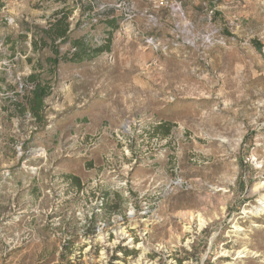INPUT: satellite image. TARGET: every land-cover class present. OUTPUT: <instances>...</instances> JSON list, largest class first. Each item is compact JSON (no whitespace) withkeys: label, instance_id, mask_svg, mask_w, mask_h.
<instances>
[{"label":"rangeland","instance_id":"rangeland-1","mask_svg":"<svg viewBox=\"0 0 264 264\" xmlns=\"http://www.w3.org/2000/svg\"><path fill=\"white\" fill-rule=\"evenodd\" d=\"M0 3V264H264V0Z\"/></svg>","mask_w":264,"mask_h":264},{"label":"trees","instance_id":"trees-1","mask_svg":"<svg viewBox=\"0 0 264 264\" xmlns=\"http://www.w3.org/2000/svg\"><path fill=\"white\" fill-rule=\"evenodd\" d=\"M55 3L65 4L67 0H45ZM2 4L0 3V7ZM71 10L67 7L54 11L46 21V26L39 29V33L32 34L31 45L33 50L49 48L51 51V57L46 59V63L51 67H55L60 61L64 62H81L89 60L102 52V48L93 49L89 47L87 41L83 38L72 40L69 37V22ZM113 24V25H112ZM110 25L115 26V21H111ZM37 35V37H35ZM68 42L71 46L72 52L68 51L61 55L59 51V45ZM27 82L31 84L29 90L24 91L22 99L24 105L18 112L22 113L24 110H28L29 114L35 119H41V115L44 108V99L49 95L50 88L46 83L41 82L37 75H30L27 78ZM21 106V105H19ZM24 115V114H23ZM77 186L79 181L77 178L70 177ZM127 251L125 250L124 253ZM127 254V253H126Z\"/></svg>","mask_w":264,"mask_h":264},{"label":"bare ground","instance_id":"bare-ground-1","mask_svg":"<svg viewBox=\"0 0 264 264\" xmlns=\"http://www.w3.org/2000/svg\"><path fill=\"white\" fill-rule=\"evenodd\" d=\"M262 188H263V186H262ZM262 207L264 208V204H263V202H262ZM245 213H249V212H246L245 211ZM199 216V215H198ZM199 218H200V216H199ZM199 222H200V224H202V222L203 221H200L199 220ZM203 225V224H202ZM202 225H200V226H202ZM254 227H259V225H256V224H254L253 225ZM234 229L236 230V231H242L243 229L241 228V227H238V226H235L234 227ZM233 237H234V235H233ZM223 255H225V256H228V254H229V252H224V253H222ZM222 255V256H223ZM234 255H235V257L233 258V259H235V261L236 260H238V259H243V258H257V257H259V255L257 254V253H254V252H252V251H250L249 249H247L246 247H242L240 250H238V251H235L234 252Z\"/></svg>","mask_w":264,"mask_h":264},{"label":"built area","instance_id":"built-area-1","mask_svg":"<svg viewBox=\"0 0 264 264\" xmlns=\"http://www.w3.org/2000/svg\"><path fill=\"white\" fill-rule=\"evenodd\" d=\"M159 6H163V2H160V3H159ZM175 10H176V11H179L180 8L177 7ZM260 54H261V56L264 58V47H262V48L260 49Z\"/></svg>","mask_w":264,"mask_h":264}]
</instances>
